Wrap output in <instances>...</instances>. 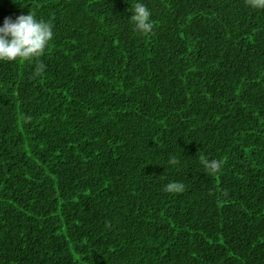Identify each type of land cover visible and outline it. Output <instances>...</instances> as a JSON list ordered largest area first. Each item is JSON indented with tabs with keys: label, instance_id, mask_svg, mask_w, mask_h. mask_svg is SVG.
Segmentation results:
<instances>
[{
	"label": "trees",
	"instance_id": "trees-1",
	"mask_svg": "<svg viewBox=\"0 0 264 264\" xmlns=\"http://www.w3.org/2000/svg\"><path fill=\"white\" fill-rule=\"evenodd\" d=\"M135 2L0 0L54 32L0 61V264H264V10Z\"/></svg>",
	"mask_w": 264,
	"mask_h": 264
},
{
	"label": "clouds",
	"instance_id": "clouds-1",
	"mask_svg": "<svg viewBox=\"0 0 264 264\" xmlns=\"http://www.w3.org/2000/svg\"><path fill=\"white\" fill-rule=\"evenodd\" d=\"M246 3L251 8L264 10V0H246ZM131 13L130 22L134 30L141 34H147L152 30L151 11L143 0H136L132 5ZM53 37V25L30 11L27 14L18 15L15 19L5 17L3 24L0 25V61L39 60ZM45 68L46 65L43 62H38L36 73H42ZM200 160L210 175L222 169V160H209L203 156ZM179 164L180 159L171 155L163 165L176 167ZM164 190L180 193L184 190V185L179 181H170L165 185Z\"/></svg>",
	"mask_w": 264,
	"mask_h": 264
}]
</instances>
